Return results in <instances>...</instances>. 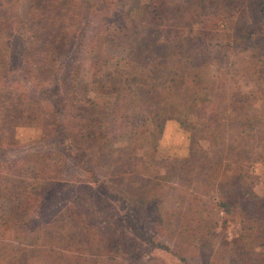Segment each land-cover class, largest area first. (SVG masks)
Returning a JSON list of instances; mask_svg holds the SVG:
<instances>
[{"label": "trees", "instance_id": "trees-1", "mask_svg": "<svg viewBox=\"0 0 264 264\" xmlns=\"http://www.w3.org/2000/svg\"><path fill=\"white\" fill-rule=\"evenodd\" d=\"M102 46L121 48L120 70L108 59L94 70ZM237 73L252 84L229 102L226 84L236 85ZM83 79L94 85L91 98L73 92ZM98 109L111 114L107 124ZM168 121L187 153L160 173L138 171L136 152L155 151ZM18 127L40 129L41 140L61 137L78 163L91 154L103 177L126 174V188L110 191L90 169L89 186L77 175L57 184L44 159L12 156ZM119 130L126 145L109 138ZM250 153L264 163V0H0V264H170L151 245L180 264H264L262 219L257 252L217 234L195 203L216 186L225 211L245 196L264 209L239 162ZM56 161L53 168L67 164ZM74 196L88 208L74 207ZM140 221L178 249L142 235Z\"/></svg>", "mask_w": 264, "mask_h": 264}, {"label": "rangeland", "instance_id": "rangeland-1", "mask_svg": "<svg viewBox=\"0 0 264 264\" xmlns=\"http://www.w3.org/2000/svg\"><path fill=\"white\" fill-rule=\"evenodd\" d=\"M21 1L26 2V0ZM224 28L225 27L221 25L219 27V33H226L224 31ZM83 38L87 44H89L92 40V36L90 37V33L88 31L83 34ZM121 55L122 51L119 47L114 46L112 48H109L107 46H102V48L100 50H96L93 55L92 67L95 70L94 62L102 63L103 61H105L104 59H108L109 68L120 70L123 67ZM83 66V76H85L84 74H86L87 72V64H83ZM239 66L240 65L236 64L235 68L239 70ZM230 72L233 74V69ZM235 77V79L237 80L236 85H232L231 81H229L228 85L226 84V87L229 89L227 92V99L229 102L234 100L237 101L238 91H235V89L239 88L240 86L242 87L240 90L243 89V91H247L249 89L248 83L250 82V84H252V78L250 79L249 76L237 73L235 74ZM86 82L87 81H84L83 79V83L81 84V86H78L76 87V90H73L75 96H81L86 98L93 97L94 85L87 84ZM258 86V84L252 85L253 88H257ZM206 104L202 105L205 106ZM97 114L101 122H103L104 124H107L109 122L111 114L108 110L105 111L98 109ZM188 116L191 117V115L188 114L184 115L185 118L189 119ZM40 134V129H36L33 127L16 128L15 140L18 146L20 147V150L14 151V153H12V156H18L19 158L24 157L29 153H33V155L37 156L39 159H44L49 164V168L54 169L55 174L51 176L55 181L59 182L57 184L63 185V183L68 180H75V175H77L76 178H80V184L89 186V184L86 183H89L91 180H86L89 179L91 176V174L89 173L90 169L95 171L97 180H105L106 182H108V184L112 185V189L110 191L114 189L120 191L126 188V174L103 177L102 174L98 172V169L96 167V164L93 162V157L91 154L85 155L83 159H81L82 162L78 163V161H76V159L72 155L73 150H67L68 146H63L61 137H55L48 140H41ZM109 138L112 139L113 145L115 146L126 145L130 140L128 133L122 130L116 131L112 135V138ZM183 140L184 135L182 132L180 133V129H178V124L175 121H168L165 126L163 135L158 141V145L155 151L147 150V148L145 147L146 149H138V151L136 152L135 156L139 160V163H137V170L144 174H155L156 172H162L163 169H161V166L163 168V165L168 162L169 158H173L175 156H184L187 153V147L186 145H183ZM8 156H11V154H8ZM64 158L67 159V164L65 166L60 165L61 168H53V163H55L56 160L59 161L63 160ZM239 162H245L244 169L247 174L251 177L252 184L250 185L251 187H248L253 193L258 196L260 200L261 198L264 199V163H262L259 159H256L254 153H250L249 155L245 154L244 158ZM33 183L36 184V182ZM69 184L72 186V188H70V191L74 188L76 193L80 192L81 188L79 185H74L72 182H69ZM91 184L94 185L95 183H90V185ZM229 189L228 192H230ZM95 192H99L102 196L105 194L103 188L101 187L99 189H96ZM198 195L202 197L205 202L203 204L201 202L202 200H199L195 201V203L201 204L202 209H205L207 211L209 210L208 213H211L213 221L212 223L214 224V231L217 234L224 236V239L226 241H233L241 238L248 248L255 249L257 252L261 250V228L257 229L258 225H260L261 227V219L264 221V209H261V202L260 204H257V200L255 202L252 200V203L249 199H247L248 197L245 196L242 200H240L241 203L236 205L235 210H231L230 212H228L225 211L224 208L220 207L219 203L222 197L216 186H213L211 189L206 191H199ZM20 199V196H15L14 200H18L19 202ZM71 200V204H73L74 207H77L79 209L86 210L89 206V200H86L82 196H74ZM110 201L115 205V207H117L120 215L124 216L123 204L116 198L110 197ZM2 202L3 201L0 202L1 206L4 205V202ZM246 202H249L248 208L245 205ZM99 216L100 215L98 214L97 218H99ZM246 217L251 221L253 228H256V230L248 231V229L245 227V225H247L248 223H244V219ZM139 225L140 226L138 230L145 237H151L155 242L161 240L160 242L165 245H168L172 251L178 249L177 246L171 245L166 239L161 238V231H153V229L146 222L144 223L140 221ZM150 247L156 253L164 252L163 258L169 261L170 264H180L179 260L176 259L175 256L170 252L164 249H159L157 246L151 245ZM29 263L32 264V261H30ZM35 264H37V262ZM189 264L197 263L192 262L190 260Z\"/></svg>", "mask_w": 264, "mask_h": 264}]
</instances>
